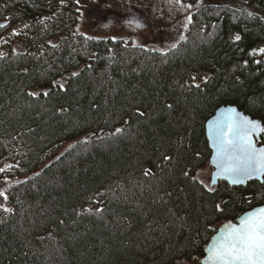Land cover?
<instances>
[{
  "label": "trees",
  "instance_id": "trees-1",
  "mask_svg": "<svg viewBox=\"0 0 264 264\" xmlns=\"http://www.w3.org/2000/svg\"><path fill=\"white\" fill-rule=\"evenodd\" d=\"M201 1L160 52L78 32L79 0H0V48L28 21L0 54V164L22 177L0 198V264L198 260L220 224L264 203V177L197 176L218 107L264 127V0Z\"/></svg>",
  "mask_w": 264,
  "mask_h": 264
},
{
  "label": "rangeland",
  "instance_id": "rangeland-1",
  "mask_svg": "<svg viewBox=\"0 0 264 264\" xmlns=\"http://www.w3.org/2000/svg\"><path fill=\"white\" fill-rule=\"evenodd\" d=\"M201 2V0H90V2L79 0V21L76 30L89 37L123 39L135 46L165 52L186 37L190 25L188 21L192 19L193 12ZM27 25V20H20L3 34L4 44L0 48V54L7 53L10 48L18 49L12 39L20 37ZM254 50L264 52V45L259 44ZM207 76L194 77L193 83L200 84ZM72 143L59 147L46 162L62 154ZM17 166L18 162L13 157L3 160L0 164V192L4 193L0 198L3 201L6 199L8 188L22 178L7 176L8 171ZM211 170L208 165L197 173L198 178L207 185ZM196 262L197 259L177 260L173 264Z\"/></svg>",
  "mask_w": 264,
  "mask_h": 264
},
{
  "label": "snow or ice",
  "instance_id": "snow-or-ice-1",
  "mask_svg": "<svg viewBox=\"0 0 264 264\" xmlns=\"http://www.w3.org/2000/svg\"><path fill=\"white\" fill-rule=\"evenodd\" d=\"M3 27L6 25L0 24V28ZM235 39L238 41L240 37ZM261 131L264 128L259 123L242 116L230 119L222 130L221 151L229 158V165L223 171L234 177L233 183H242L244 177L264 173V148L257 149L252 140L253 134ZM3 195L0 192V196ZM208 260L210 264H264V208L241 218L238 226H225L209 248Z\"/></svg>",
  "mask_w": 264,
  "mask_h": 264
},
{
  "label": "water",
  "instance_id": "water-1",
  "mask_svg": "<svg viewBox=\"0 0 264 264\" xmlns=\"http://www.w3.org/2000/svg\"><path fill=\"white\" fill-rule=\"evenodd\" d=\"M241 116L253 122L259 123L261 125V128H264L261 121L255 118H251L250 115L245 114L234 105H222L218 107L205 122V136L207 139L208 147L210 149L209 166L212 169L209 180L210 188L216 186L219 181H225L228 183V185L233 187H244L250 181H258L259 183L263 181L264 173H257L252 175L251 177H244L242 183H233L232 181L234 177L229 173L223 171V169L229 165V158L228 154L221 151L222 130L227 127L230 119H235ZM263 132L264 131H261L258 134H253L252 136L253 143L257 149L264 148V144H257V141L259 140ZM260 208H264V203L245 211L234 221H226L225 223L220 225L207 243L204 249L203 256L197 260L196 264H210V261L208 260L209 248L211 247L213 242L221 235L222 231L225 230V226H238L241 218Z\"/></svg>",
  "mask_w": 264,
  "mask_h": 264
},
{
  "label": "bare ground",
  "instance_id": "bare-ground-1",
  "mask_svg": "<svg viewBox=\"0 0 264 264\" xmlns=\"http://www.w3.org/2000/svg\"><path fill=\"white\" fill-rule=\"evenodd\" d=\"M195 1H196V0H195ZM204 2H205V1H204ZM201 3H202V2H201ZM199 4H200V3H199ZM250 11H251V10H250ZM251 12H252V11H251ZM68 23H69V22H68ZM9 28H10V27H9ZM7 30H8V29H7ZM7 30H6V31H7ZM107 39H109V38H107ZM262 43H263V42H262ZM214 112H215V111H214ZM229 186H230V185H229ZM231 187H233V186H231ZM258 206H259V205H258ZM255 207H256V206H255ZM243 213H244V212H243ZM240 215H241V214H240ZM240 215H239V216H240ZM239 216H238V217H239ZM224 223H225V222H224ZM222 224H223V223H222ZM222 224H220V225H222ZM220 225H219V226H220ZM219 226H218V227H219ZM218 227H217V228H218ZM216 230H217V229H216ZM215 232H216V231H215ZM212 236H213V235H212ZM212 236H211V237H212ZM203 254H204V253H203ZM200 258H201V257H200Z\"/></svg>",
  "mask_w": 264,
  "mask_h": 264
}]
</instances>
